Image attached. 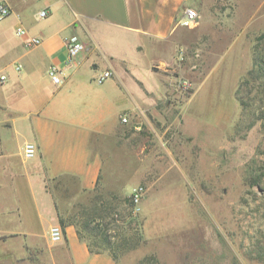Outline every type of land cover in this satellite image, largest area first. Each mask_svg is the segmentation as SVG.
Instances as JSON below:
<instances>
[{
  "label": "crops",
  "instance_id": "crops-1",
  "mask_svg": "<svg viewBox=\"0 0 264 264\" xmlns=\"http://www.w3.org/2000/svg\"><path fill=\"white\" fill-rule=\"evenodd\" d=\"M3 1L11 12L0 20V237L7 241L0 245V258L44 264L41 249L53 252L49 228L59 225L64 197L82 195L86 206L94 202L105 212L122 210V199L98 197L108 177H131L119 188L129 195L141 174L145 148L140 142L151 145L146 149L151 165L142 170L154 167L157 139L143 141L129 128L138 129L141 111L156 108L170 80L165 72L181 66V53L183 60L192 58L188 35L193 27L180 22L191 0ZM44 8L50 15L41 21L38 13ZM18 25L26 35L16 34ZM30 37L40 42L26 46ZM69 37L85 50L65 64ZM241 39L235 35L216 54L199 88H209L214 78L226 95H233L241 72ZM51 65L61 70L60 84L48 75ZM105 70L111 75L99 80ZM193 99L186 111L197 106ZM25 142L36 144L31 158L23 155ZM95 220L93 238L103 232L100 217ZM77 230L75 225L62 230L70 264H120L108 251L91 253ZM23 257L28 258L20 261Z\"/></svg>",
  "mask_w": 264,
  "mask_h": 264
},
{
  "label": "rangeland",
  "instance_id": "rangeland-1",
  "mask_svg": "<svg viewBox=\"0 0 264 264\" xmlns=\"http://www.w3.org/2000/svg\"><path fill=\"white\" fill-rule=\"evenodd\" d=\"M190 8L197 13L186 25L193 27L188 35L191 60H183L181 53V66L165 72L170 80L156 108L141 111L133 122L138 129L129 128L130 135L136 133L143 141L157 139L154 167L142 170L152 159L146 156L151 145L140 142L145 148L140 153L141 174L129 195L119 188L131 177H108L98 197L102 194L108 202L117 197L124 206L113 210V218L101 220L106 230L96 238V223L83 228V222L101 217L104 209L94 202L86 206L82 195L61 200L58 224L61 230L75 225L88 241H100L104 234L112 242L128 237L120 264H139L145 257H150L145 264H264V122L255 118L264 113V97L260 101L258 81L252 79L244 109L236 96L240 81L254 68L258 50L264 60V0H191ZM237 34L242 38V63L233 95H226L214 78L209 88H199L216 54ZM191 98L197 106L186 111ZM163 142L170 154L161 150ZM250 175H261V180L252 185ZM139 187L142 195L135 202L132 194ZM137 234L136 244L130 237ZM6 242L0 237V245ZM49 242L52 253L41 249L44 264H70L65 242ZM31 254L35 261V252ZM5 262L1 257L0 264H10Z\"/></svg>",
  "mask_w": 264,
  "mask_h": 264
},
{
  "label": "built area",
  "instance_id": "built-area-1",
  "mask_svg": "<svg viewBox=\"0 0 264 264\" xmlns=\"http://www.w3.org/2000/svg\"><path fill=\"white\" fill-rule=\"evenodd\" d=\"M10 8L8 5L3 1L0 0V20L3 19L4 17L8 16L10 14ZM48 15L47 9H41L38 13V16L41 18H44ZM197 17V13L195 10L191 8H187L184 11V14L180 20L181 24L183 25H189L195 21ZM16 34L19 36L26 35V30L24 27L21 25H18L16 27ZM40 42L39 37H30L26 40L25 44L26 46H31V45H36ZM65 44H66V50H67V55L65 58L64 63L69 64L73 62L76 57L85 50V45L79 41L76 37H69L65 39ZM48 75L51 78V81L55 84H60L62 82L61 80V70L55 66L51 65L49 70H48ZM111 75V72L109 70L102 71L100 74L99 80L105 79ZM4 76L0 75V80H3ZM123 122H126V117H123L121 119ZM37 150L36 144L33 142H25L23 145V155L26 158H31L35 155ZM142 195V188L139 187L135 189V191L132 194V199L133 201L137 202L139 197ZM63 234L62 230L59 225H52L49 228V238L52 242H59L62 240Z\"/></svg>",
  "mask_w": 264,
  "mask_h": 264
},
{
  "label": "trees",
  "instance_id": "trees-1",
  "mask_svg": "<svg viewBox=\"0 0 264 264\" xmlns=\"http://www.w3.org/2000/svg\"><path fill=\"white\" fill-rule=\"evenodd\" d=\"M264 34V33H263ZM257 80V87H258V91L261 93V98L260 101L263 100L264 97V60L262 57V52L260 50L257 51V56L255 57V64H254V68L251 69L248 72V76L245 77L244 79H242L238 85V88L236 90V96L238 98V100L241 102V106H243L242 108L244 109L247 106V103H245V90L246 88H249V82L250 80ZM248 101V100H247ZM259 110L261 109V106L259 107ZM260 117L263 118V122H264V113L261 111L255 118L259 119ZM259 180H261V175L258 177H254L252 175L249 176V182L250 184H255L257 182H259ZM126 200H129L128 197L126 198ZM105 212V209L104 211ZM113 214V208L109 207L108 209H106V212L104 213V215H102L104 218L105 217H111ZM96 219V215L91 216L90 218H87L84 222H83V228L85 226H89L91 224L92 221H94ZM103 218L100 217V220H102ZM113 220V219H112ZM89 224V225H88ZM64 226V225H63ZM103 231L106 230V226L103 225L102 227ZM64 230V227H63ZM78 236L81 240H83L88 248L89 251L91 253H98V252H102L107 250L112 258L118 262V258L120 256V250L124 249V247H126L127 243L129 242V238H123L119 241H111L108 237H106V234L103 235V238L100 239V241L94 240V241H88L86 239H84V236L81 234L80 230H77ZM130 238H134L136 240V244L139 240V235L137 234L136 237L131 236ZM92 242L94 244H92ZM150 257H145L144 259H142L139 264H145L146 261H148Z\"/></svg>",
  "mask_w": 264,
  "mask_h": 264
}]
</instances>
